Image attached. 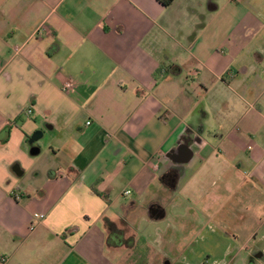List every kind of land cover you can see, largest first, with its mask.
Segmentation results:
<instances>
[{"label": "crops", "instance_id": "obj_1", "mask_svg": "<svg viewBox=\"0 0 264 264\" xmlns=\"http://www.w3.org/2000/svg\"><path fill=\"white\" fill-rule=\"evenodd\" d=\"M154 184L150 217L184 193L264 227V0H0V264H115L106 221L133 228Z\"/></svg>", "mask_w": 264, "mask_h": 264}, {"label": "rangeland", "instance_id": "obj_2", "mask_svg": "<svg viewBox=\"0 0 264 264\" xmlns=\"http://www.w3.org/2000/svg\"><path fill=\"white\" fill-rule=\"evenodd\" d=\"M184 41L186 43V40ZM166 48L173 49L171 45H166ZM188 78L186 73L181 77L185 86L194 87L202 81L196 78V82H189ZM196 95L194 93L196 104L201 101L206 104L212 102L209 95H202V99L197 98ZM213 120L209 125L217 130V119ZM213 129L209 131L214 133ZM52 143L50 132L35 143V146L42 151L38 156L33 157L35 166L47 169L52 165L54 160ZM30 173L32 171L28 172L29 178ZM154 185L149 190L150 196H138L139 208L127 217L133 228L128 223L118 224L125 230L126 238L134 237V244L127 250L123 247L122 251L120 249L112 252L115 264H264V227L258 231L256 240L244 241L236 236L231 230L237 224L236 220L230 217L229 198L218 201L205 213L202 211L203 205L183 193L182 206L172 208L169 204L166 207V218L152 221L147 214L146 201L152 197V192L155 193L159 189L158 184ZM224 195L227 197L226 192ZM120 199V203L129 204L131 200L137 199V192L127 197L120 195ZM231 203L237 205L236 202ZM235 211L237 213L236 207ZM249 223L258 225L253 221ZM224 224H228L230 228L224 227Z\"/></svg>", "mask_w": 264, "mask_h": 264}, {"label": "trees", "instance_id": "obj_3", "mask_svg": "<svg viewBox=\"0 0 264 264\" xmlns=\"http://www.w3.org/2000/svg\"><path fill=\"white\" fill-rule=\"evenodd\" d=\"M159 2L162 4V6L169 7L174 2V0H159ZM121 223L124 224V222L122 221ZM106 229L108 231L107 243L110 247L113 248L133 247L134 237L126 238L125 230L119 227L117 223L107 220Z\"/></svg>", "mask_w": 264, "mask_h": 264}, {"label": "water", "instance_id": "obj_4", "mask_svg": "<svg viewBox=\"0 0 264 264\" xmlns=\"http://www.w3.org/2000/svg\"><path fill=\"white\" fill-rule=\"evenodd\" d=\"M44 133L42 131L35 132L30 138H29V145L31 146V155L37 156L40 154L41 149L37 146H35V143L38 142L42 137ZM13 171L15 174L19 177L23 176V172L21 171V168L19 165H16L13 168ZM153 208V207H152ZM152 208L149 209L151 214V218L155 219L156 221L164 220L166 217V212L164 209H158L153 213Z\"/></svg>", "mask_w": 264, "mask_h": 264}, {"label": "built area", "instance_id": "obj_5", "mask_svg": "<svg viewBox=\"0 0 264 264\" xmlns=\"http://www.w3.org/2000/svg\"><path fill=\"white\" fill-rule=\"evenodd\" d=\"M72 88H73V82H72V81H69V82H66V83L64 84V86H63V91H64V92H67V91H69V90L72 89ZM32 112H33V111H32L31 109H29V110L27 111L28 115H31ZM88 124H90V123H88ZM128 194H130V191L126 193V195H128ZM34 218H35L36 220L41 221V220H43L45 217H44V215H41V214H35V215H34ZM1 262H2V264H6V262H7V257L2 258Z\"/></svg>", "mask_w": 264, "mask_h": 264}, {"label": "flooded vegetation", "instance_id": "obj_6", "mask_svg": "<svg viewBox=\"0 0 264 264\" xmlns=\"http://www.w3.org/2000/svg\"><path fill=\"white\" fill-rule=\"evenodd\" d=\"M176 174H177V173H172L171 175H169L170 179L172 180L173 177H176ZM158 209H161V206H159V205H154L153 208H152L153 213H154L155 211H157ZM150 214H152V213H150Z\"/></svg>", "mask_w": 264, "mask_h": 264}, {"label": "clouds", "instance_id": "obj_7", "mask_svg": "<svg viewBox=\"0 0 264 264\" xmlns=\"http://www.w3.org/2000/svg\"><path fill=\"white\" fill-rule=\"evenodd\" d=\"M7 178L10 179V180H13V182H15V178L12 177L11 175H9Z\"/></svg>", "mask_w": 264, "mask_h": 264}]
</instances>
